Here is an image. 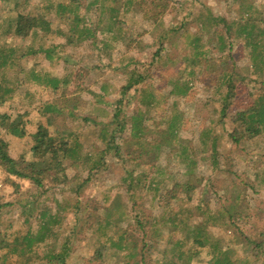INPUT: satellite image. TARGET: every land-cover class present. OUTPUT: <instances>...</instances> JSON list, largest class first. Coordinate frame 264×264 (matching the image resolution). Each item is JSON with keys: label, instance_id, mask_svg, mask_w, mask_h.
Masks as SVG:
<instances>
[{"label": "rangeland", "instance_id": "1", "mask_svg": "<svg viewBox=\"0 0 264 264\" xmlns=\"http://www.w3.org/2000/svg\"><path fill=\"white\" fill-rule=\"evenodd\" d=\"M90 0H6L0 2V45L12 46L19 45L16 52L20 60L10 70H1L0 80H3L5 88L3 90L4 101L0 104V113L14 118L17 114L23 115L27 121L25 124L26 136L18 138L9 134H2L7 142L11 156L22 155L26 159H31L29 134L34 132L36 124L41 121L51 132L55 133L60 129H73L78 131L91 130L96 132L102 121H106L110 112L114 110L115 104L119 98H124V108L127 112L131 110L142 109L138 107L139 94L135 87H131L123 95L121 88L125 84L126 78L124 65H121L123 57L132 55L133 60H137L136 68L143 72L148 69V78L138 85L151 84L157 91L164 94L162 101L153 109L148 111L147 124L149 126L159 125L161 122L167 123V117L170 116V107L175 102L177 112H181V134L182 137L191 141H197L200 131L209 125L211 117L219 119L220 113H214L213 109H219L223 100L218 91L221 89L226 93V88L218 72L221 68L226 70L233 68V87L231 90L236 95L230 98V107L227 115L222 119V127L230 130L233 126L234 117H236L237 106L243 100L244 94L252 87L248 80H254L257 74L251 70L250 59L246 49L240 43H233L231 63L227 57V52L218 50L215 46V30L209 31L203 27L202 23L196 20H187L182 28V32L187 30L193 34L201 36L208 48L206 58H209L208 68L202 65L195 68L194 73H190L191 68H187L188 61L182 56L187 54V50H178L170 47L169 43H164L156 55L158 45L155 42L156 33L151 34L153 23L150 18L136 15L130 22L134 30L135 49L130 50L116 39L111 33L104 34L100 31L103 23H98L96 36L106 38L111 57L102 55L96 48L90 47L84 43L75 48L71 46L52 48V44L64 42L62 35L56 32L49 33L45 39L36 36L35 33L29 34L25 38H20L12 34L4 33L8 19L15 16L17 12L23 14L39 13L51 20V27L56 30L61 28L65 30L63 19L65 15L78 14L82 20L97 21V12L85 11V6ZM109 1V0H108ZM171 5L163 16L166 26H178L182 21V16L187 8L190 7L192 0H170ZM258 6L264 7V0H252ZM58 2L65 4L66 10L62 11L58 7ZM72 2V3H71ZM192 4H201L212 16L223 18L230 21L235 18L237 6L233 0H195ZM130 15V11L121 10V15ZM90 17V18H88ZM1 20L3 22H1ZM128 22V21H127ZM129 23V22H128ZM82 24V21L79 25ZM125 25H128L125 23ZM215 25L212 22L211 27ZM217 26L221 28L222 24ZM177 34V35H178ZM167 41V38L165 39ZM49 47L54 58L48 61L42 53L36 52L39 47ZM27 49V54H23ZM103 51V50H102ZM35 52V53H34ZM105 52V51H104ZM34 53V54H33ZM106 54V53H105ZM169 57V61H165ZM153 58L155 63L149 65ZM124 62V61H123ZM133 64V63H132ZM264 68V63L262 64ZM67 83L51 88L44 86L47 75L49 76H69ZM32 73L37 74L39 79ZM191 80V88L186 95L170 94L173 87L169 79ZM241 77H246L243 82ZM260 79V78H259ZM260 80H264V77ZM106 83L107 93L104 97H92L89 91L99 92L101 84ZM78 86V87H77ZM219 86H221L219 88ZM259 88V85H256ZM219 88V89H218ZM42 101H56L60 108V115L53 118L54 122H49V118L40 115L39 109ZM226 103V101H225ZM175 110V111H176ZM70 112L75 114L74 118L67 117ZM89 116L90 120L84 121L83 117ZM51 120V119H50ZM1 121V119H0ZM163 123L161 125H163ZM1 128V126H0ZM218 126L215 125V130ZM1 134V133H0ZM89 138V139H88ZM81 139L84 142L85 151L100 150L102 145L98 143L96 134H89V137ZM227 148L235 150V146L225 142ZM225 145V144H224ZM262 147L252 156L237 152V156L231 157V168L235 174L223 172L222 169L215 170L206 158L207 152L196 153L198 165L195 173L185 174L186 171L180 163L181 153L170 154L168 158L162 156L149 165L140 166L135 169L132 175H129L125 168L128 160L116 158L109 153L105 158H100L99 154L93 160V164H99L100 167L89 179L86 170H80L75 166H69L65 169L67 181L57 185L50 186L46 184L38 188L33 184L22 182L21 187L15 191L7 184L3 203L0 211V217L11 224V232L22 231L27 226L24 217L28 215L31 218V227L35 228V217L38 215L40 207H47L52 212H56V204L60 203L63 209L58 211L59 222L54 225L58 231V239L65 240V234H68L66 243L63 242L65 250L56 249L58 253H64L65 264H126L122 259L125 251L114 255L111 249L103 248L102 255L98 256L96 250L101 248V243H111L108 235L111 230L119 228V232L127 230L128 232L137 231L141 233L136 220H140L149 228L153 222V232L145 235L142 242L138 243V248L145 244L144 257H136V264H159L158 259L161 254L165 241L171 237L173 241L181 240L182 234L171 231L170 235L166 231L159 232L156 220L165 210V202H169L174 210L178 211V218L194 228L196 224H202L203 220L207 223L206 229L215 236L235 235L233 240L225 238L224 245L237 248V252L243 257L246 252L251 250V245L247 242L248 238L252 240L261 237L264 232V143ZM126 149L122 154L125 156ZM189 159L193 158L192 154ZM128 157V155H126ZM176 157L177 159H174ZM246 161H243L245 160ZM157 163L161 166H157ZM143 172V173H141ZM185 174V175H184ZM188 175V176H186ZM197 176V177H196ZM184 179V180H183ZM250 179V180H249ZM85 180L86 182H83ZM249 184L253 180V187H247L243 182ZM184 181L186 184H184ZM82 187L76 191L75 186L81 183ZM34 195L36 199L34 198ZM118 196L120 202L124 204V217L121 221L110 229L98 223L105 214L106 208L113 197ZM173 197V198H172ZM170 198V200H168ZM177 199V200H176ZM201 205V210L186 212L181 210L185 206ZM133 205V206H132ZM228 209L233 215L230 227H226L217 217L215 211ZM127 216V220L124 219ZM102 220V219H101ZM177 224V223H175ZM3 225H0V229ZM63 230V233L59 229ZM104 234H106L104 236ZM141 235V234H140ZM224 238V237H223ZM114 240V238H113ZM112 240V241H113ZM264 241V236L261 237ZM115 241V240H114ZM246 247V251L244 248ZM70 248L69 254L66 251ZM45 247L35 248L33 261L30 264H43L36 256H40ZM260 259L255 264H261L264 261V243L257 247L256 251ZM210 256L206 254L205 248L198 257L194 258L189 264H206ZM143 259V262L141 260ZM4 264H19V259L15 255H9ZM247 264H250L249 262Z\"/></svg>", "mask_w": 264, "mask_h": 264}, {"label": "trees", "instance_id": "2", "mask_svg": "<svg viewBox=\"0 0 264 264\" xmlns=\"http://www.w3.org/2000/svg\"><path fill=\"white\" fill-rule=\"evenodd\" d=\"M6 0H0V2ZM19 1V0H16ZM195 0H192L194 2ZM237 6V13L234 19L225 21L223 18H217L212 16L206 7L201 4H192L187 8L182 16V21L178 26H166L163 16L171 5L170 0H90L85 6V11L97 12V21L82 20L78 14H73L60 17L63 19L65 30L57 28L54 30L51 27V20L47 17L36 14H23L17 12L15 16L8 19V24L4 28V33L19 36L25 38L29 34L35 33L36 36L46 37L49 33L56 32L64 38V42L60 44H52V48L57 49L60 47L71 46L73 48L81 45L88 44L90 47L97 49L99 57L107 55L111 57V50L106 38H98L96 36L98 23H103L100 27V31L104 34L111 33L114 37L121 40V43L130 50L135 49L132 42H134V30L131 28V23L135 19L136 15H144L151 19L153 23L151 34L156 33L155 42L158 45L156 49V55L158 56L159 50L163 44L169 43L170 47L178 48V50H187V54H184L182 58L188 61L187 68H191L190 73H194L197 66L202 65L204 68H208L210 64L209 58H206L208 48L203 38L197 34H193L187 30L182 32V28L187 20H196L199 28L205 27L208 31L215 30V46L218 50L227 52V57L231 63L233 61L232 48L233 43H240L248 52L247 55L250 59V66L252 72L254 71L257 76L254 80H248L246 83H251L252 87H249V91L244 94L243 100L237 106L236 117L233 120V126L230 130L222 127L223 118L227 115L230 107V98L235 96L231 88L233 87L234 69L221 68L218 72V77L224 83L226 93L221 89L218 91L222 96V104L219 109L214 108V113H220L219 119L211 117L209 125L205 126L199 133L197 141H191L182 137L181 134V112H177L175 102L170 107V116L167 117V123L161 122L159 125L149 126L147 124V113L155 106H157L163 99L164 94L157 91L151 84L138 85L146 80L149 76L148 69L143 72L136 68L137 60H133V56L129 55L123 57L120 62L124 65V72L126 83L121 88L123 95L131 87H135V91L139 94L138 107L143 108L139 110H131L127 112L124 108L125 99L119 98L117 100L114 110L110 112V116L106 121H102L97 133L91 132V130L78 131L76 128L67 129L62 128L55 133L51 132L49 128L39 121L36 124L34 132L29 134L30 138V152L31 159H26L22 155L14 157L9 153L8 142L2 135L9 134L14 137L24 138L27 134L25 132L26 120L23 119V115L17 114L14 118H11L0 113V167L4 171L5 181L15 191L21 187V183H31L38 188L44 187L46 184L50 186H57L67 181L65 169L69 166H75L80 170H86L88 175L86 180L89 179L92 174L98 170L99 164H93V160L99 154L100 158H105L109 153H112L116 158H124L123 161L128 160L125 164L129 165V168H125V171L129 175H132L137 167L149 165L151 161H155L164 156L168 158L170 154L183 153L180 158V163L186 170L184 173H195L198 159L196 153H206L210 164L215 167V170L222 169L223 172L235 174L231 170V157L237 156V152H241L244 155L252 154L251 157L258 151L262 143H264V80H260L264 77V7L258 6L252 0H233ZM72 3V2H71ZM58 7L61 10H66V5L58 2ZM93 9V10H92ZM127 9L130 11V15H121V10ZM143 16V17H144ZM90 18V17H88ZM136 20V19H135ZM82 21V24L79 23ZM129 23H128V22ZM1 22H3L1 20ZM212 22L215 25L211 27ZM128 24V25H125ZM222 24L221 28L217 26ZM202 25V26H201ZM209 31V32H210ZM178 34V35H177ZM167 38V41L165 40ZM19 45H0V66L1 70H10L17 64V51ZM103 50V51H102ZM105 51V52H104ZM35 53V52H34ZM33 53V54H34ZM42 53L43 57L48 61L54 58L52 51L49 47H39L36 52ZM106 53V54H105ZM23 54H27V49ZM153 58L149 65L155 63ZM169 57H165V61H169ZM124 61V62H123ZM133 63V64H132ZM32 75L39 79L37 74ZM73 75L69 72V76H49L44 79L45 85L51 88H57L58 86L67 83L69 77ZM260 78V79H259ZM246 77H241L243 82ZM191 80H183L181 77L177 79H169L168 82L173 86L170 90V94L186 95L191 88ZM259 85V88H256ZM106 83L101 84L99 92L89 91L92 97H104L107 93ZM78 87V86H77ZM5 84L3 80H0V104L4 101L3 90ZM218 88V89H219ZM226 101V103H225ZM39 109L40 115H45L49 118V122H54L53 118L60 115L61 108L56 101H42ZM176 110V111H175ZM67 117L74 118L75 114L70 112ZM51 119V120H50ZM84 121L90 120L89 116L83 117ZM163 123V125H161ZM215 125L218 126V130H215ZM96 134L98 143L102 145L100 150L85 151L84 142L81 139L84 137L87 139L89 134ZM89 139V138H88ZM229 144L234 145L235 150L227 148ZM225 144V145H224ZM126 149L127 153L123 156L122 151ZM193 158L189 159V155ZM128 155V157H126ZM174 157V159H177ZM243 161H246L243 160ZM157 166H161L157 163ZM143 173V172H141ZM184 174V175H185ZM188 176V175H186ZM197 177V176H196ZM184 180V179H183ZM250 180V179H249ZM247 187H253V180L246 184ZM83 182H86L83 180ZM78 183L75 186V190L81 189L82 184ZM184 184L186 182L184 181ZM4 195V193H3ZM0 197V201L4 196ZM34 198L36 199L35 195ZM173 198V197H172ZM170 200V198H168ZM177 200V199H176ZM165 210L161 213L156 220L158 224V231H166L170 235L171 231H175L182 234L181 240L173 241L171 237L165 241L164 248L158 250L161 254L158 259L159 264H189L194 258L198 257L199 253L204 250L210 257L206 260V264H255L260 259L259 254L256 251L257 247H260L264 241L261 237L264 236V232H261L260 236L255 240L248 238L247 242L251 245V250L241 257L237 252V248L224 245V239L229 238L233 240L235 235L215 236L208 232L206 229L207 223L205 220L202 224L194 225V228L189 226L184 219L178 218V211L174 210L170 206L169 202H165ZM3 203L0 202V211ZM106 211L98 223H102L105 228H111L115 226L121 217L124 216L125 207L120 202L118 196L113 197L108 205H106ZM133 206V205H132ZM63 209L62 204H56V212H52L47 207H40L38 209V215L35 217L36 227H31V218L28 215L24 217L27 222V226L22 231L11 232V224L6 222L0 217V225L3 227L0 229V264H4L9 255H15L19 259V264H30L33 261L35 254V248L45 247L40 256H36L43 264H65L64 253H58L56 249H63V242L66 243L68 234H65V240L58 239V231L54 225L59 222V213ZM186 212L200 211L201 205H191L181 208ZM217 217L220 219L226 227H230L233 215L228 209L222 211H215ZM127 216L124 218L126 219ZM127 220V219H126ZM141 235L137 232H128L123 230L119 232V228L115 231L111 230V235H108L107 242L101 243L102 247L96 250L97 255L101 256L103 248L107 246L106 250L113 251L114 255L125 251L122 259L126 261V264H136V257L139 255L144 257L145 244L138 248V243L142 242L145 235H150L153 232L154 223L151 222L149 228H146L145 223H141L140 220H136ZM177 223V224H175ZM61 233L63 230L59 229ZM106 234H104L105 236ZM224 237V238H223ZM114 238V240H113ZM113 240V241H112ZM246 251V247L244 248ZM70 248L66 251L69 254ZM143 262V259L141 260ZM264 264V261L261 262Z\"/></svg>", "mask_w": 264, "mask_h": 264}, {"label": "built area", "instance_id": "3", "mask_svg": "<svg viewBox=\"0 0 264 264\" xmlns=\"http://www.w3.org/2000/svg\"><path fill=\"white\" fill-rule=\"evenodd\" d=\"M7 187V183L5 181V175L3 169L0 167V197L3 195Z\"/></svg>", "mask_w": 264, "mask_h": 264}]
</instances>
